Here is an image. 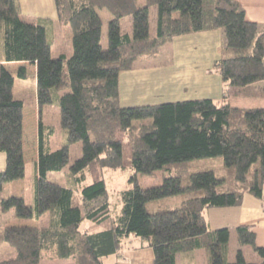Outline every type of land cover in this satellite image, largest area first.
<instances>
[{
    "label": "trees",
    "instance_id": "16d2710c",
    "mask_svg": "<svg viewBox=\"0 0 264 264\" xmlns=\"http://www.w3.org/2000/svg\"><path fill=\"white\" fill-rule=\"evenodd\" d=\"M58 21L72 32V54L53 58V40L47 21L29 22L19 0H0V153L6 166L0 171V248L5 244L16 256L0 264H40L43 259L74 260L76 264H106L120 257L132 236L150 249L153 264H177L191 251L208 250L210 264H264L250 227L234 231L209 228L205 212L240 206L246 194L263 197L264 107H233L230 96L264 100V25L248 21L236 0H55ZM156 35L151 34V10ZM112 16L108 24L109 48L102 46L103 20L99 11ZM130 18L133 35L122 34L121 21ZM220 31L221 58L215 70L225 86L224 101L201 99L153 106L103 107L94 100L116 99L120 76L135 70L140 58L155 57L176 38ZM36 67L38 84L37 158L34 202L21 197L2 198L5 185L25 178V103L14 96L16 78L26 79L28 69L17 74L8 64ZM230 87V88H228ZM60 112V127L67 143L51 149L54 127L43 121L45 106ZM116 120L110 128L92 127ZM47 130L49 134H47ZM129 134L132 175L130 188L121 193L122 211L112 215L105 171L125 168L123 136ZM82 143V157L71 164V147ZM222 158L228 176L215 171L188 174L187 163ZM70 166L77 183H92L80 190L81 206H74V189L51 183L48 176ZM162 172L163 184L142 188L138 175ZM188 174V176H187ZM187 178V184L184 180ZM184 196L174 210L150 212L148 205ZM15 210L16 219L48 224H3ZM237 235L238 251L230 243ZM244 247L258 261L248 262Z\"/></svg>",
    "mask_w": 264,
    "mask_h": 264
},
{
    "label": "rangeland",
    "instance_id": "374dc122",
    "mask_svg": "<svg viewBox=\"0 0 264 264\" xmlns=\"http://www.w3.org/2000/svg\"><path fill=\"white\" fill-rule=\"evenodd\" d=\"M139 8L146 6V0H138ZM99 14L103 20V39L102 46L105 50L109 48L108 39V24L112 20V16L107 10L99 11ZM151 34L154 37L156 35V25L154 23V11L151 10ZM122 34L133 35V28L130 18H125L121 21ZM64 31H57L54 37V45L52 47L53 58H59L62 54H72V32L70 28L63 29ZM2 40L0 36V58L3 57L2 53ZM173 42L164 45L159 49L158 55L155 57H144L140 58L136 63L135 69H142L151 65H164V64H176V57L173 52ZM28 75L26 79L16 78L14 86V96L18 100H22L25 103V128H24V151L26 160V171L25 178L23 180L8 183L5 185L4 191L2 192V198L8 199L16 196L23 198L27 205H31L34 202V184H35V160H36V148H35V131H36V114L39 113L38 105V84L36 69L34 66L28 64ZM20 67L11 66L10 70L17 74ZM116 99H105V100H94L89 103L92 107H103L116 104ZM257 102H264V100H258ZM260 104V103H259ZM263 104V103H262ZM263 107V106H260ZM43 121L46 126L54 127V136L51 138V149L58 150L67 143V136L60 127V112L55 105L45 106L43 109ZM116 126V120L100 121L92 125L96 128H110ZM49 134V131L46 132ZM125 144V168L118 171L106 170L105 181L107 191L109 193V202L111 204L112 215L117 217L122 211L121 193L130 188L129 179L132 175L131 169V150L128 146L129 134L123 136ZM82 157V143H77L71 147V164ZM6 166V156L0 153V169H4ZM4 167V168H3ZM188 174L199 173L202 171H215L219 179L226 178L228 176L227 170L224 165L222 158L213 159H201L194 160L187 163ZM187 174V176H188ZM140 186L144 189L163 184L162 172H156L152 176L138 175ZM48 180L51 183L59 185L64 188L74 189L75 198L73 200L74 206H81L80 190L82 187L91 185L92 181L90 178L80 186L75 175L70 170V166L61 172L51 173L48 176ZM187 178L184 180V185L187 184ZM184 201V196L171 197L160 201L152 202L148 205L150 212L157 211L158 209L163 210H174L178 208ZM3 224H10L16 226H38L42 222L48 224V216L43 217L40 221L16 219L15 210H11L4 214ZM128 247H139L142 240L132 236L127 240ZM231 250L234 255L238 251L237 235L232 234ZM245 255L247 256L248 262L258 261L252 256V250L249 247H244ZM16 256V251L10 245L5 244L0 248V261L9 260ZM115 258H109L105 261L106 264H111ZM210 258L208 250L201 249L197 251H191L187 254H183L177 261V264H210ZM40 264H76L74 260H59V259H43Z\"/></svg>",
    "mask_w": 264,
    "mask_h": 264
},
{
    "label": "crops",
    "instance_id": "0c3cea01",
    "mask_svg": "<svg viewBox=\"0 0 264 264\" xmlns=\"http://www.w3.org/2000/svg\"><path fill=\"white\" fill-rule=\"evenodd\" d=\"M236 1L244 7L248 21L264 25V0ZM19 4L22 15L29 22L50 23L49 32L53 45L55 42L53 35L57 31L68 30V27L61 26L58 21L55 0H19ZM172 47L176 64L151 65L121 74L118 98L121 107L153 106L201 99L224 101L226 86L215 70V63L221 58V32L211 31L179 37L173 41ZM2 60L0 58V61ZM12 65L27 67L28 64H8V68L10 69ZM226 101L233 107L239 108L264 107V102L241 99L233 95ZM38 116L39 113L36 114L35 124L36 153ZM205 218L213 231L224 228L232 231L238 227L252 228L257 245L264 248V188L262 198L246 194L240 206L209 209L205 212ZM114 258L111 264H153L154 262L152 250L136 249L133 246H127L120 257Z\"/></svg>",
    "mask_w": 264,
    "mask_h": 264
}]
</instances>
